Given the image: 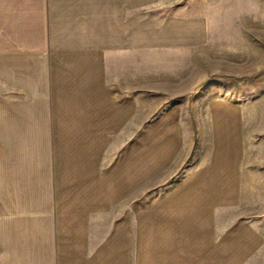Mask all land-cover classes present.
<instances>
[{
  "label": "crops",
  "instance_id": "obj_1",
  "mask_svg": "<svg viewBox=\"0 0 264 264\" xmlns=\"http://www.w3.org/2000/svg\"><path fill=\"white\" fill-rule=\"evenodd\" d=\"M163 2L0 0V161L14 192L30 176L5 264H150L155 236L161 264H264L236 109L211 107V153L184 151L178 109L135 123V96L194 94L166 55L209 44Z\"/></svg>",
  "mask_w": 264,
  "mask_h": 264
},
{
  "label": "rangeland",
  "instance_id": "obj_2",
  "mask_svg": "<svg viewBox=\"0 0 264 264\" xmlns=\"http://www.w3.org/2000/svg\"><path fill=\"white\" fill-rule=\"evenodd\" d=\"M163 5H173L171 13L206 18L209 44L197 50L166 55L169 75L180 80L187 90L196 88L194 94L135 96V117L140 118L135 123L141 122L142 109H148L143 118L178 109L183 127L193 137L187 140L184 151L190 152L195 143L199 152L207 149L211 153L218 141L211 127V107L223 103L236 109L238 117L231 118L237 119L238 128H231L229 139L233 145L238 144L245 158L241 184L243 194L250 200L245 208L263 214L264 0H166ZM7 171L10 170L4 169L0 161V264L13 258L16 219L12 215L19 210L15 201L25 199L19 189H28L30 184V176H23L17 193L14 192L13 179L5 174ZM32 178L36 180V176ZM259 228L264 233V223ZM160 250L155 236L150 240V264H161Z\"/></svg>",
  "mask_w": 264,
  "mask_h": 264
}]
</instances>
